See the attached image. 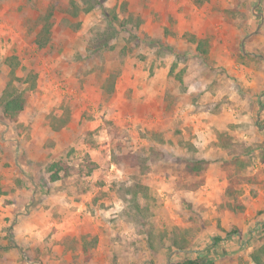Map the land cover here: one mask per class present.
Listing matches in <instances>:
<instances>
[{
    "label": "rangeland",
    "instance_id": "374dc122",
    "mask_svg": "<svg viewBox=\"0 0 264 264\" xmlns=\"http://www.w3.org/2000/svg\"><path fill=\"white\" fill-rule=\"evenodd\" d=\"M7 88L26 98L17 121ZM2 188L0 264H254L264 0H0Z\"/></svg>",
    "mask_w": 264,
    "mask_h": 264
},
{
    "label": "trees",
    "instance_id": "16d2710c",
    "mask_svg": "<svg viewBox=\"0 0 264 264\" xmlns=\"http://www.w3.org/2000/svg\"><path fill=\"white\" fill-rule=\"evenodd\" d=\"M46 15H42L39 20L42 23L44 20V17ZM49 18H46L45 25L43 28H41L40 32L36 36L35 44H37L40 48H43L47 45L48 35L51 33V22L48 21ZM114 20L116 22L120 23V19L118 16L114 17ZM38 23V24H39ZM121 24V23H120ZM42 27V26H41ZM123 27V26H122ZM111 38L113 36L111 35ZM206 39L198 40L195 44H197L196 50L199 56L204 59L205 61L209 60L208 50L206 49ZM21 80V79H20ZM2 107H3V113L4 116L11 120V121H17L20 114L25 110L26 108V98L24 97L23 93L19 92L18 90L9 91L8 88L5 90L3 97H2ZM66 122L62 125L65 126ZM125 162L130 163L132 167H139L140 161L143 160L141 155L133 154V155H127L125 157ZM144 161V160H143ZM204 161H198L194 165L187 166V172L189 174H199L203 171V164ZM53 180H58V176L53 177ZM11 189H0L1 194L7 195L10 193ZM148 189L143 186L141 183L136 182L133 186H130L127 189L128 195H133L135 198L137 195H144L143 193L147 192ZM221 239L217 238L215 239V244H217ZM177 246V244H175ZM184 249V248H183ZM207 255V256H206ZM264 246L257 249L255 252L251 254V259L254 262V264H264ZM171 264H215L214 259H211L210 256L208 257V254H197L196 257H186L185 259L181 261H177Z\"/></svg>",
    "mask_w": 264,
    "mask_h": 264
},
{
    "label": "crops",
    "instance_id": "0c3cea01",
    "mask_svg": "<svg viewBox=\"0 0 264 264\" xmlns=\"http://www.w3.org/2000/svg\"><path fill=\"white\" fill-rule=\"evenodd\" d=\"M159 77H160V73L158 72L156 77L154 78V81L159 80L160 79Z\"/></svg>",
    "mask_w": 264,
    "mask_h": 264
}]
</instances>
